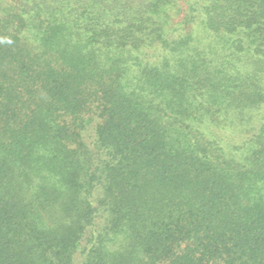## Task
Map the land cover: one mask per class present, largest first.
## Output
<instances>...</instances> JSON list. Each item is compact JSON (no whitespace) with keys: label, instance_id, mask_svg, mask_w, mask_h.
<instances>
[{"label":"trees","instance_id":"trees-1","mask_svg":"<svg viewBox=\"0 0 264 264\" xmlns=\"http://www.w3.org/2000/svg\"><path fill=\"white\" fill-rule=\"evenodd\" d=\"M0 264H264V0H0Z\"/></svg>","mask_w":264,"mask_h":264}]
</instances>
